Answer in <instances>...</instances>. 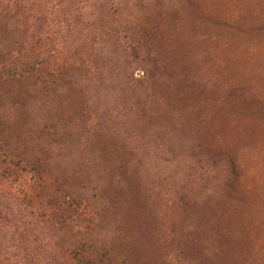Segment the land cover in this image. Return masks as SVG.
Listing matches in <instances>:
<instances>
[{"label":"rangeland","instance_id":"rangeland-1","mask_svg":"<svg viewBox=\"0 0 264 264\" xmlns=\"http://www.w3.org/2000/svg\"><path fill=\"white\" fill-rule=\"evenodd\" d=\"M212 1L0 0V57L51 54L0 75V264H264V142L221 127L264 118V0Z\"/></svg>","mask_w":264,"mask_h":264},{"label":"trees","instance_id":"trees-1","mask_svg":"<svg viewBox=\"0 0 264 264\" xmlns=\"http://www.w3.org/2000/svg\"><path fill=\"white\" fill-rule=\"evenodd\" d=\"M207 1L213 3L212 0ZM41 46L43 45L35 44L34 49L29 51V48L28 53L23 55H19V53L14 55L8 53L5 56L1 55L0 75H10L20 71L19 74L30 73L39 70V68L42 69L46 62L51 59V54L47 51L45 57L40 58V54L36 53L37 51L35 50ZM59 67L60 66L57 65L56 68L47 72L46 75L50 78L54 76L59 77L64 71V69ZM238 68L239 62L233 57H229L226 71L237 72ZM221 120V127L225 135L227 132L231 138L235 139L238 144H241L245 149L251 151V148L264 142V118L262 119L260 117L255 108L246 107L240 110L234 122L230 121L225 115L222 116ZM24 175H26L24 168L19 166L18 161L8 154L0 141V181L17 183L22 181ZM238 189V199L241 200L242 205L246 209H249L246 217L250 219L251 209H255L257 205L264 206V181L257 182L251 185V187H239ZM22 199L28 206L33 204L29 195L23 196ZM74 264H89V262L85 258H76Z\"/></svg>","mask_w":264,"mask_h":264}]
</instances>
